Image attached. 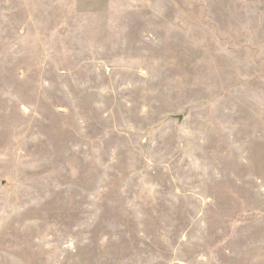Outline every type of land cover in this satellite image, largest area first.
Instances as JSON below:
<instances>
[{"label":"rangeland","instance_id":"1","mask_svg":"<svg viewBox=\"0 0 264 264\" xmlns=\"http://www.w3.org/2000/svg\"><path fill=\"white\" fill-rule=\"evenodd\" d=\"M0 264H264V0H0Z\"/></svg>","mask_w":264,"mask_h":264}]
</instances>
